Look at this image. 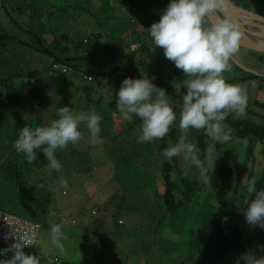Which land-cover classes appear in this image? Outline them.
Masks as SVG:
<instances>
[{
    "label": "rangeland",
    "instance_id": "374dc122",
    "mask_svg": "<svg viewBox=\"0 0 264 264\" xmlns=\"http://www.w3.org/2000/svg\"><path fill=\"white\" fill-rule=\"evenodd\" d=\"M11 1L16 2V5L20 7L15 15L19 14L17 17L20 23H23L22 26H38L47 41H52L54 37H59L61 34H68L69 41L61 40L49 47L58 49L61 46H69L68 54L73 57L71 62L76 65L89 66V61L83 60L79 56L103 63L107 53L105 49L97 53L96 48L85 49L82 47L75 50L72 48V39H82L85 42L90 38L89 41L92 43L97 37L96 43L101 47H105L106 42H115L117 39L123 42V48H120L119 52L125 55L134 52L132 60L135 63H139V60H146L147 64L144 68L147 70V66L153 68L160 66L164 72L160 74H164L166 85L173 87L174 81L185 78L183 72L178 70L173 62L165 58L164 49L155 47L147 31L153 23L160 20L171 0ZM233 1L246 9L257 7L256 1L253 3L249 0ZM259 1L263 2L259 12L264 14V0ZM56 8H60V11H56ZM25 30V28L19 29L14 25L5 28L9 35L20 39L27 34ZM16 41L15 38L11 39L10 37L9 42L0 43V48L4 45L3 48L6 49L1 51L0 62L6 65L5 61H7L9 67H14L15 64L28 67L29 71L28 73L22 71V84L15 86L18 89V94L15 90L16 96L13 99L16 102L18 116L10 110L7 112L5 120L0 121V209L24 219L41 222L42 227L33 249L25 251V253L44 255L45 260L41 259V262L45 261L44 264H49V262L51 264H80V261L81 264H84L85 261L89 264H101L102 257L107 258L108 256H105L107 250H109L107 253L111 255L117 249L121 254L117 259V264H123L124 258L128 255L132 256L136 263L139 256L146 254L150 256L147 260L148 264H197L202 254V251L199 252L200 240L206 241L209 232L203 231L202 228V235L194 233L191 230L192 223L188 219L189 216L180 218L179 222L176 220L170 224L164 222L163 225L157 227L149 217L156 206L155 192L162 193L164 191L163 177L158 174L155 176L159 166L151 164L149 158L152 156V152L143 150L137 144L133 148L126 145V141L137 140L136 129L141 121L139 118L125 121L121 115L112 112L114 104H116L117 93L121 88V86L114 88L113 84L109 82L113 81L112 77L103 79L96 78L95 75L81 74L79 77H71L66 80L68 93L74 94L72 101L69 100L72 102V109L79 112L89 106L88 110L94 107L97 114L102 117V143L92 144L87 130L84 129V137L74 146V151H69L68 148L57 151V158L63 165L62 172L50 170L47 167L48 161L42 163V166L27 163L21 167L23 163L20 157L14 155L16 151L14 140L18 138L20 129L29 126L31 119L38 122L40 126L52 121L51 116L63 95L55 93V84L50 76L54 71L63 74L69 73L71 68L65 63H53L52 57L48 53L36 49L28 53L27 46L22 47ZM237 55L248 67L254 69L264 67V53L241 47ZM62 66L65 67L64 70ZM14 68L17 69V67ZM233 69V73L226 74L228 82L240 84H245L248 81L256 82L254 88L249 85L247 109L263 116L264 109L252 104L254 100L264 102V89H259L260 79L251 77L248 73L237 69L234 64ZM145 72L147 71L142 73ZM9 73H12L11 69ZM117 74L123 77L125 72L117 69ZM18 77L16 76L17 80ZM155 85L160 87L158 83ZM65 97H67L66 93ZM39 101L42 103L41 105H39ZM170 102L179 113L180 106L171 100ZM252 120L258 124H264V117H253ZM17 124L20 125L19 128ZM122 128L127 133H132V136L126 141H120V149L122 148L121 150L124 151L123 147L131 148L134 153L118 154L116 158L119 159V162L116 163L109 148L111 145H115L112 141L115 136L113 132L121 131ZM231 129L232 141L217 149L214 157L217 160L215 169L218 168L222 158L230 166L237 164L240 169L243 168L241 172L243 177L246 174L254 176L258 182V189L264 188V141L261 143L254 138L250 151H247L248 147L243 146V140L236 136L232 127ZM198 132L200 133V131L192 130L188 137L196 145ZM179 134L178 128H173L170 134L165 137L166 144L169 146L170 143H175ZM132 158L133 165L129 166L131 170L127 172L124 161ZM177 164L189 177L190 175L195 176V179L192 177L195 186L190 191V196L197 194L199 203L204 209V218L200 223L204 224L208 216L211 213L215 214V210L217 211L213 189L202 186L198 190L197 185L200 183L197 180L195 168L185 165L180 158H177ZM118 166L124 176L121 181L123 180L125 185L122 186L119 182ZM150 169L152 170L149 171ZM14 173H17L18 176ZM214 175L216 177L215 172ZM62 179L67 181L66 188L62 184ZM174 180L179 181L178 174L175 175ZM21 183L25 186L37 184L49 193L48 213L41 214L38 209L33 211L21 205L18 195V184ZM120 186L122 189L132 190L124 194ZM139 191L140 193H138ZM49 195L41 196L40 202H46ZM123 195L125 199H123ZM190 196L184 197L183 200H188ZM254 198L253 196L251 199ZM249 199L246 193L244 202L241 204L242 223L256 231L261 227L250 226L244 215ZM34 212H36L35 218ZM206 214L207 218H205ZM62 218L65 221H61ZM168 218L171 220L173 217ZM53 222H64L63 231L70 235L68 240L64 241L65 252L63 254H60L50 241V224ZM99 222L103 223L104 229L106 228L109 240L95 241V235L91 231ZM115 222H118L119 227L113 226ZM76 231L77 234H75ZM77 244H80L79 247ZM100 244L102 245L100 246ZM9 246L0 242V249ZM111 248L113 250L110 251ZM96 249L97 251L92 254V250ZM142 250H146V253H142ZM12 255L13 253L10 252L7 256H0V259H10ZM90 256L92 258H89ZM103 262L116 264V260H112V258ZM141 263L137 262V264Z\"/></svg>",
    "mask_w": 264,
    "mask_h": 264
},
{
    "label": "clouds",
    "instance_id": "9594fccd",
    "mask_svg": "<svg viewBox=\"0 0 264 264\" xmlns=\"http://www.w3.org/2000/svg\"><path fill=\"white\" fill-rule=\"evenodd\" d=\"M230 8L231 0H171L160 20L147 29L155 47L163 48L165 58L184 74L183 80L173 82L176 96L182 97L179 113L166 90L152 83L146 73H142V79L126 78L116 100V109L123 119H140L136 129L138 143L162 140L173 128H178L176 142L170 143L161 155L170 165H174V158H180L185 165L194 167L198 182L206 188L213 185L217 144L223 147L233 139L232 129L225 121L230 115L233 119L246 116L249 85L256 86L255 81L228 82L226 74L234 71L232 58L239 53L245 37L244 26L233 17ZM213 16L215 19L210 18ZM56 115L49 124L20 129L14 142L28 164L34 163L42 152L48 161L47 167L62 172L57 151L77 145L84 137V129L92 144L102 143V117L95 108L77 112L67 106L59 108ZM192 130L203 132L211 141L203 157L197 145L188 139ZM242 143L247 148L248 140ZM242 183L250 198L244 213L246 222L252 227L264 228V188L258 189L257 179L247 174ZM62 184L67 187V181L62 179ZM64 227V222L50 224V241L60 254L65 252L64 241L69 238ZM13 236L16 242L0 249V256L10 252L13 255L10 259H0V264H41V255L24 251L34 244L29 233L11 231L6 238ZM260 250L264 251V246ZM241 260L244 264H264V256H257L254 251L243 253L236 264Z\"/></svg>",
    "mask_w": 264,
    "mask_h": 264
},
{
    "label": "trees",
    "instance_id": "16d2710c",
    "mask_svg": "<svg viewBox=\"0 0 264 264\" xmlns=\"http://www.w3.org/2000/svg\"><path fill=\"white\" fill-rule=\"evenodd\" d=\"M254 1L256 0H250L251 3H253ZM56 9V11H60V8ZM18 10H20V7L19 5H16V2L11 0H0V43L5 44L6 42H9L10 37L11 39L15 38L18 45H22V47L27 46L28 53H30L34 49L48 53L49 55H51L53 63H65L71 68L69 73L63 74L54 71L52 76H50L52 82L55 84V93L63 95V98L57 103V107L55 108V111L51 116V120L57 118L56 114L59 108L64 106L72 108V102H69V100L72 101L74 94L71 95L68 93V84L66 83V80L71 77H79L81 74L95 75L96 78L98 77L103 79L112 77L113 81L109 82L113 84L114 88H116L118 86H121L122 82L126 78L142 79V72L147 71L145 73L152 81V83H158L160 85V88L166 90L167 94L170 96V100L180 106V99H182V97H177L175 89L172 86L166 85V78H164V74H160L164 73L160 66H157V68H153L151 66V68L146 65L148 68L147 70L144 68L145 64H147L146 60H139V63H135L132 60L134 52H131L129 55H125L119 52L120 48H123V42L121 40L116 39L115 42H106V44L104 45L105 47H101L96 43L97 37L92 43H90L89 41L90 38L88 39V41L86 39L85 42L82 39H72V48L75 50L82 47L85 49L96 48L97 53L103 51L104 49L107 53L106 59L103 63H98L93 59L79 56V58L89 61V66L87 67L83 64L76 65L75 63L71 62L73 57H70L68 54V51L70 49L69 46H61L58 49L55 47H49L50 45H53V43H59L61 40L63 42L69 41L70 39L68 34H61L59 37H54L52 41H47L43 37V32L38 29V26H22L23 23H20V20L17 17V15L19 14L15 15ZM11 25H14L19 29L25 28L27 34L21 39L17 38L16 36L9 35L5 31V28ZM3 46L0 48V58L1 51L6 50L3 48ZM5 62L6 65L4 63L1 64L0 62V121L5 120L7 112L10 110H12L13 113L18 116V109L15 107L16 102L13 99V97L16 96L15 90H17L18 94V89L15 86L17 84H22V71H25L26 73H28L29 71L28 67H21L18 64H15L14 67H17L16 69L14 67H9L7 61ZM4 65L5 73L3 72ZM235 67L243 71L244 73H248L251 77L259 78V89H264V77L255 76L254 74L238 68L236 65ZM141 68L143 69L141 70ZM10 69L12 70V73H9ZM117 69L123 70L125 72V75H123V77H120L119 74H117ZM2 75L3 78H1ZM16 76H19L18 80L16 79ZM182 91L186 93V89H182ZM65 93L67 94V97H65ZM38 103H40V101ZM41 104L42 103H40L39 105ZM252 104L256 107L264 109V102L254 100ZM89 107L80 111L87 112ZM92 108L94 107H91V109ZM112 112L119 114L116 109V104H114V110H112ZM246 112V116L240 119H233L230 115L225 123L235 130V134L238 138L242 140H248V149L246 150L250 151V146L254 138L261 143H263L264 141V124H258L254 122L252 118L257 116L263 118L264 115L262 116L261 114L254 113L252 110L248 109L246 110ZM101 124H103V121L101 122ZM111 125L112 122L110 124V128ZM3 126L5 125L3 124ZM19 126L20 125L17 124L18 128ZM37 126H40V124L31 119V121L29 122V127L35 128ZM123 129L124 128H122V130ZM122 130L113 132L115 136L113 137L112 141L115 143V145H111L109 148L110 154L116 161V163L119 162V159L116 158L118 154H133L134 150L131 148H133V146L137 144L142 147L143 150L152 152V156L149 158L150 162L152 165L157 164L159 166V170L155 176H157L158 174L163 177L164 191L162 193L155 192V195L157 197V200L155 201L156 206L154 210L151 211V214L149 216L154 222L155 227L163 225L164 222H168L169 224L174 220L179 222L180 218L189 216L188 219L190 223H192L191 230L194 233H196L197 235H202V228L203 231L206 230L207 232H209V236L206 238V241L204 239L200 240L199 252L202 251V254L197 264H236L237 259L243 253L248 251H254L257 256H264V251L260 250V246H264V228H259L258 230L253 231L252 228H249V226H246L244 223H242L241 204H243L246 194V188L242 183L243 176L241 172L243 168L240 169V166L237 164L230 166L224 159H220L218 168L214 170V172L216 173V177H214L215 175L213 172V185L211 187L215 194V201L217 204H215V207L217 211L215 210V214L211 213L208 218L206 214L205 218H207V221L203 224L200 223V221L204 218L203 206L200 205L197 194H192L190 196V191L195 186L193 180V178L195 179V176L190 175L189 177L186 172L182 171L181 167L177 164V158H174V165H170L166 160H164L161 153L165 148L168 147L165 142V138L162 140H156L153 143H138L137 140L126 141V139H129V137L132 136V133H127L125 129L123 131ZM120 141H126V145L130 146L131 148L125 149V147H123L124 151H122V148L120 149ZM209 143H211V141L207 140L203 132L197 133V147L200 150L202 157ZM218 148H222V146L217 144V149ZM68 150L74 151L75 148L74 146L69 145ZM14 155L16 157H20L21 162L23 163L21 167H24L27 164V161L25 160L23 154L19 153L16 150L14 152ZM132 160L133 158L124 161L125 170L127 172L131 170L129 166L133 165ZM42 163H47V159L44 157L43 153L40 152L38 153V158L34 162V165L37 166L39 164L40 166H42ZM145 167L147 169V165ZM117 170L121 186L125 185L122 182L123 180L121 181V178L124 179V176L120 171V166L117 167ZM151 170L152 169H150L149 171ZM14 174L18 176L17 173ZM176 174H178L179 181L174 180ZM251 177L252 176L249 175V178ZM155 179L157 178L155 177ZM197 186L199 190L203 185L198 184ZM122 190L125 194L132 189L125 188ZM138 193H140V191ZM46 194L49 195L47 191H45L37 184H31L30 186H25L22 183L18 184V195L21 205L24 207H28L33 211L38 209L41 214H46L49 211L48 202L50 200V195L47 198L46 202H40L39 200L41 196ZM178 195H180V198H177ZM188 195L190 197L188 198V200L184 201L183 198ZM35 217L36 212H34V218ZM168 217L173 218L169 220ZM35 221L40 222L38 220ZM113 226L119 227L118 222H115ZM91 232L93 235H95V241L100 242L102 240L106 241L110 239L106 235L107 230L106 228H103L102 222L95 224ZM240 264H244V261L241 260Z\"/></svg>",
    "mask_w": 264,
    "mask_h": 264
},
{
    "label": "water",
    "instance_id": "95a60500",
    "mask_svg": "<svg viewBox=\"0 0 264 264\" xmlns=\"http://www.w3.org/2000/svg\"><path fill=\"white\" fill-rule=\"evenodd\" d=\"M230 12L244 26L245 37L241 42V47L264 53V15L255 13L252 9H246L233 0H231ZM210 18L215 19L214 16ZM254 33H260V35H254ZM232 63L255 76L264 77V68L259 70L246 66L237 54L232 58Z\"/></svg>",
    "mask_w": 264,
    "mask_h": 264
},
{
    "label": "built area",
    "instance_id": "2783aa9c",
    "mask_svg": "<svg viewBox=\"0 0 264 264\" xmlns=\"http://www.w3.org/2000/svg\"><path fill=\"white\" fill-rule=\"evenodd\" d=\"M64 70L65 67L62 66ZM41 224L32 220L21 218L13 213L6 212L0 209V242L4 244L11 245L15 243V236L12 239H7L8 234L17 230L28 232L29 235L33 238V243L35 244L38 237ZM25 247L24 251H31L33 246Z\"/></svg>",
    "mask_w": 264,
    "mask_h": 264
},
{
    "label": "crops",
    "instance_id": "0c3cea01",
    "mask_svg": "<svg viewBox=\"0 0 264 264\" xmlns=\"http://www.w3.org/2000/svg\"><path fill=\"white\" fill-rule=\"evenodd\" d=\"M263 68H264V67H263ZM260 69H262V68H259V70H260ZM16 139H17V138H16ZM16 139H15V140H16ZM15 140H14V141H15ZM124 199H125V198H124ZM118 205H119V204H118ZM47 213H48V212H47ZM61 221H65V220L61 219ZM54 223H60V222H54ZM75 234H77V231L75 232ZM68 236L70 237V235H68ZM71 236H72V234H71ZM98 242H99V241H98ZM79 245H80V244H77V247H79ZM101 245H102V244H100V246H101ZM111 250H113V248H111L110 251H111ZM94 251H97V249H96V250H92V254H93ZM145 251H146V250H142V253H146ZM107 252H109V250H107V251L105 252V256L108 255L107 258L103 256V257H102V261H101V263L105 264L103 261L108 260V258H112V260H116V264H117V259H118V258L120 257V255H121L120 252H119L117 249H116V251H114L111 255H110L109 253H107ZM106 253H107V254H106ZM29 255H30V254H29ZM33 255H37L38 257L41 255V259L44 258V260H45V258H46L44 255H42V254H40V253H38V254H37V253H33ZM85 258H86V257H85ZM85 258H84V260H86ZM89 258H92V256H90ZM132 258H133L132 256H129V255L126 256V258H124L123 264H137L138 261L142 262L141 264H148L147 260H148V258H150V256L147 255V254L144 255V256L141 255V256H139V257L137 258L136 263L134 262V260H133ZM46 260H47V259H46ZM119 260H121V259H119ZM121 261H122V260H121ZM44 262H45V261L41 262V264H44ZM80 264H81V261H80ZM84 264H89V263L85 261Z\"/></svg>",
    "mask_w": 264,
    "mask_h": 264
},
{
    "label": "flooded vegetation",
    "instance_id": "af4514ba",
    "mask_svg": "<svg viewBox=\"0 0 264 264\" xmlns=\"http://www.w3.org/2000/svg\"><path fill=\"white\" fill-rule=\"evenodd\" d=\"M250 1V0H249ZM256 3H257V7H253L251 8L255 13H258V14H261V15H264L262 12H259L260 8H262V5L263 2L262 1H259V0H256Z\"/></svg>",
    "mask_w": 264,
    "mask_h": 264
}]
</instances>
